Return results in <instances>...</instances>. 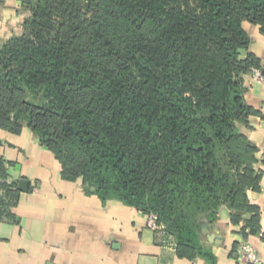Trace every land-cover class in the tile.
<instances>
[{"label": "trees", "instance_id": "obj_1", "mask_svg": "<svg viewBox=\"0 0 264 264\" xmlns=\"http://www.w3.org/2000/svg\"><path fill=\"white\" fill-rule=\"evenodd\" d=\"M21 3L29 14L22 34L0 44V129L28 128L64 179L155 215L179 257L207 256L199 218L227 205L235 220L245 190L257 188L255 150L235 122L251 112L242 76L262 69L240 56L250 43L243 25L264 35V0ZM93 6L110 26L84 25L81 11ZM52 13V38L36 41ZM75 39L101 54L87 55ZM0 178L2 219L19 192Z\"/></svg>", "mask_w": 264, "mask_h": 264}, {"label": "crops", "instance_id": "obj_2", "mask_svg": "<svg viewBox=\"0 0 264 264\" xmlns=\"http://www.w3.org/2000/svg\"><path fill=\"white\" fill-rule=\"evenodd\" d=\"M28 16L21 0H0V44L18 36ZM243 28L250 43L240 56L259 60L263 81L250 84L249 73L242 76L243 104L251 112L235 128L255 150L257 188L245 190L235 220L227 205L213 219L199 218L198 242L207 256L179 257L167 231L148 228L147 214L101 201L81 179H64L51 152L24 127L17 135L0 129V174L19 192L9 217L0 218V264H248L238 259L240 243L264 264V35L253 25Z\"/></svg>", "mask_w": 264, "mask_h": 264}, {"label": "rangeland", "instance_id": "obj_3", "mask_svg": "<svg viewBox=\"0 0 264 264\" xmlns=\"http://www.w3.org/2000/svg\"><path fill=\"white\" fill-rule=\"evenodd\" d=\"M83 7H84V5H83ZM93 7L94 8H93L92 11H88L87 9H84V11H81V16L83 17V19L86 22V24H84V25L88 26L87 25L88 23H96L98 25H101L102 27L105 26V25L106 26H110L108 24V21L107 20H104L103 21V20H101L99 18V17H101L102 12L101 11H98L97 10V7H95V6H93ZM53 13H52V16H51L50 19H48L49 17H44L42 20L39 21V27L40 28L39 29H36V31L39 32V37L37 36L38 39H36V37H34V35H32L31 38L36 39V41H39V42H41L43 40H50L52 38V33H53L54 29H55L54 28V24L57 21V16H56V14H53ZM111 19H113V17H111ZM22 32H23V30H22V25H21V32H20V34L18 36H20L22 34ZM77 39H79V37H77ZM77 39H75V44L76 45H80V46H82V45L85 46L84 47V50L88 49V54L87 55H91V53H92V57L95 58L97 54H101L100 52H97L96 54L93 53V52H91L94 47H97V46H94V44H93V47L91 48V46H92L91 43L88 46L87 43L85 45L83 43V41L80 42ZM101 60H102V62H103V64L105 66H108V67H112L113 66L112 62L109 59H102L101 58Z\"/></svg>", "mask_w": 264, "mask_h": 264}, {"label": "built area", "instance_id": "obj_4", "mask_svg": "<svg viewBox=\"0 0 264 264\" xmlns=\"http://www.w3.org/2000/svg\"><path fill=\"white\" fill-rule=\"evenodd\" d=\"M250 84H260L263 81V77L261 74V70L252 68L250 70ZM4 181L0 178V185ZM2 193L1 187H0V195ZM147 226L150 229H159V226L157 224V217L153 214L147 215ZM238 259L241 261L248 263V264H261V261L258 257L257 252L247 243H240L237 251Z\"/></svg>", "mask_w": 264, "mask_h": 264}, {"label": "water", "instance_id": "obj_5", "mask_svg": "<svg viewBox=\"0 0 264 264\" xmlns=\"http://www.w3.org/2000/svg\"><path fill=\"white\" fill-rule=\"evenodd\" d=\"M239 53H242V50H240ZM19 190L20 191H26V182L25 181L19 182Z\"/></svg>", "mask_w": 264, "mask_h": 264}]
</instances>
